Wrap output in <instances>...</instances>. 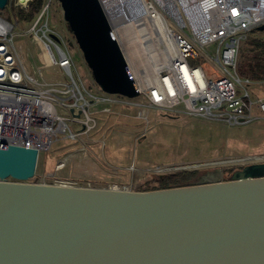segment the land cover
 Segmentation results:
<instances>
[{"label": "water", "instance_id": "water-1", "mask_svg": "<svg viewBox=\"0 0 264 264\" xmlns=\"http://www.w3.org/2000/svg\"><path fill=\"white\" fill-rule=\"evenodd\" d=\"M57 1L94 84L138 98L101 1ZM37 161L0 143V264H264V162L226 182L128 191L32 185Z\"/></svg>", "mask_w": 264, "mask_h": 264}, {"label": "built area", "instance_id": "built-area-1", "mask_svg": "<svg viewBox=\"0 0 264 264\" xmlns=\"http://www.w3.org/2000/svg\"><path fill=\"white\" fill-rule=\"evenodd\" d=\"M31 1L8 3L25 11ZM100 1L134 77L138 98L147 103L143 107L231 127L253 123L255 112L264 115V97L253 93L264 82L241 78L237 70L248 34L264 25V0H128L129 15L118 0ZM52 3L46 0L31 23V49L38 47L33 54L40 68L63 69L71 82L40 86L27 73L17 50L15 25L0 15V143L33 148L38 160L53 158L58 171L69 160L71 144L96 127L97 105H142L137 98L104 94L94 83L99 94L91 95L82 79L74 76V62L62 48L63 39L48 26ZM154 172L165 175L170 169L158 167ZM41 185L76 187L62 180Z\"/></svg>", "mask_w": 264, "mask_h": 264}, {"label": "rangeland", "instance_id": "rangeland-1", "mask_svg": "<svg viewBox=\"0 0 264 264\" xmlns=\"http://www.w3.org/2000/svg\"><path fill=\"white\" fill-rule=\"evenodd\" d=\"M48 11L49 28L59 33L64 41L62 48L68 50L74 62L72 73L82 79L91 95H98L92 73L64 22L57 0H53ZM0 15L15 25L17 50L27 73L40 86L71 82L63 69L56 66L40 68L35 62L33 49L36 51L38 47L31 49L32 38L28 36L34 20L25 23L19 10L12 8L10 3L0 9ZM43 21L42 25L46 19ZM42 57L47 63L43 53ZM253 93L259 98L264 97V87L256 88ZM135 101L142 107L107 104L113 109L111 113L102 112L101 108L106 105H97L93 114L96 127L88 136L82 137L83 142L71 144L65 167L57 171L53 158H40L35 176L27 183L55 184L62 180L76 187L141 191L148 181L158 177L154 172L158 167L169 168L170 173L198 171L196 179L185 185L189 186L226 182L238 168L264 162V115L259 112L254 113L256 120L253 123L231 127L143 107L147 103L141 98ZM86 143L88 149L80 151ZM209 175L217 179H206ZM9 181L13 182L12 179Z\"/></svg>", "mask_w": 264, "mask_h": 264}, {"label": "trees", "instance_id": "trees-1", "mask_svg": "<svg viewBox=\"0 0 264 264\" xmlns=\"http://www.w3.org/2000/svg\"><path fill=\"white\" fill-rule=\"evenodd\" d=\"M46 0H32L27 10H19L23 21L31 22L42 10ZM245 44V45H244ZM242 50L239 52L238 73L241 78L253 82H264V30H253L245 39ZM169 116V115H167ZM198 171H180L165 175H157L154 181H148L146 188L141 191L163 190L188 185L196 176ZM156 185V186H153Z\"/></svg>", "mask_w": 264, "mask_h": 264}, {"label": "bare ground", "instance_id": "bare-ground-1", "mask_svg": "<svg viewBox=\"0 0 264 264\" xmlns=\"http://www.w3.org/2000/svg\"><path fill=\"white\" fill-rule=\"evenodd\" d=\"M114 1L115 0H108V4L111 3V2H114ZM118 1H119L118 6L120 5L119 8H123L126 11V13L129 15L128 8H129L130 4H129L128 0H118ZM113 9L114 8L110 7L109 12H111V14L114 15L115 13L112 12ZM115 188L117 189V187H115Z\"/></svg>", "mask_w": 264, "mask_h": 264}, {"label": "crops", "instance_id": "crops-1", "mask_svg": "<svg viewBox=\"0 0 264 264\" xmlns=\"http://www.w3.org/2000/svg\"><path fill=\"white\" fill-rule=\"evenodd\" d=\"M106 106H105V108H109V109H111V107L110 106H108L107 104H105ZM118 105H121V104H118ZM121 106H123V105H121ZM104 108V107H103ZM103 108H101L102 109V112H103ZM104 108V109H105ZM111 112H113V109H111V111H110V113ZM95 117V116H94ZM81 141L83 142V140L81 139ZM80 145H82V144H80ZM81 147H85V148H87L88 149V147H89V144H87L86 143V146H81Z\"/></svg>", "mask_w": 264, "mask_h": 264}, {"label": "flooded vegetation", "instance_id": "flooded-vegetation-1", "mask_svg": "<svg viewBox=\"0 0 264 264\" xmlns=\"http://www.w3.org/2000/svg\"><path fill=\"white\" fill-rule=\"evenodd\" d=\"M251 164H252V163H251ZM243 168H244V166L238 168L237 171L242 170ZM213 176H214V175H209V176H206L205 178H206V179H210V180H215V179H217L216 177H213Z\"/></svg>", "mask_w": 264, "mask_h": 264}]
</instances>
